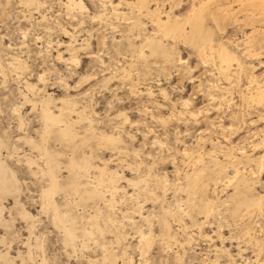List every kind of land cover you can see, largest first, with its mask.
I'll list each match as a JSON object with an SVG mask.
<instances>
[{"label": "rangeland", "instance_id": "obj_1", "mask_svg": "<svg viewBox=\"0 0 264 264\" xmlns=\"http://www.w3.org/2000/svg\"><path fill=\"white\" fill-rule=\"evenodd\" d=\"M23 1L0 0V136L8 144L0 146V155L21 188L17 195L0 194V264H103L107 247L117 255L116 264H264V207H247L251 199L264 196V97L259 103L247 102L245 95L252 75L264 83V43H258L259 49L244 44L252 26L230 20L224 26L220 19V30L210 15L205 19L215 45L225 41L245 65V71H237L234 62L227 77L215 50L212 54L208 49L204 57L196 44L167 39L157 31L153 15L132 5L135 0H81L83 9L68 0ZM151 1V8L163 9V19L168 12L183 17L198 2ZM237 10L244 21L245 12ZM137 20L140 27L134 26ZM261 22L256 25L264 35ZM149 36L163 39L172 59L143 45ZM17 59L22 67H13ZM45 98L56 113L70 101L75 110H83V117L77 110L70 113L77 143L89 138L79 153L90 156L92 168L81 182L89 178L90 186L97 184L99 166L117 170V190L97 184L106 200L88 198L72 207L79 217L75 244L65 240L51 213L41 210V188L47 180L32 170L43 166L29 140L41 142L43 137L40 104ZM91 130L120 139L115 146L102 139L100 143ZM45 140L49 148L65 152L60 154L59 175L66 180L72 151L54 137ZM28 157L37 164L29 166ZM211 159L224 165V177L208 180L204 191L189 193L186 174L210 165ZM237 169L251 180L246 195L236 194L229 183ZM65 195L55 194L63 207ZM16 199L22 204L16 205ZM208 201L213 206L207 213ZM19 206L31 213L34 227ZM95 209L110 230L84 237L80 227L92 230L89 218ZM107 214L113 216L111 222ZM164 219L169 235L162 227ZM142 233L152 239L144 250Z\"/></svg>", "mask_w": 264, "mask_h": 264}, {"label": "bare ground", "instance_id": "obj_2", "mask_svg": "<svg viewBox=\"0 0 264 264\" xmlns=\"http://www.w3.org/2000/svg\"><path fill=\"white\" fill-rule=\"evenodd\" d=\"M24 1L26 3H28V4H34L36 2L35 0H24ZM68 1L73 6H77L79 8H82V7L84 8L83 2L81 0H79V1L78 0H68ZM149 1H151V0H135V1L131 2V3H132L133 6L137 7V9L139 8V10L141 8H142V10H143V8H145L147 10L146 12L148 13V15L149 14H150V16L153 15L155 17L154 21H155V24L157 26V31L159 33H161V35L165 36L167 39L168 38H172L175 41L181 40V41H185V42L188 41V42H190V43H192L194 45L196 44V46H199V48L201 50V56L204 55V57L209 54L208 53V49L210 51H212V54L214 53L213 51L215 50L216 51V55L220 59V62H221L222 72L226 73L227 77H228L229 70H231L230 67L233 65L234 62L237 63V65H238V67L236 68L237 71L239 69H241V71H242L245 65L242 64L241 60L239 59L240 56H238V54H236L234 51H232L230 49V47L227 46L224 43L225 41H220V43H218L219 47H217L215 45V43H214L215 42V38H214L215 35L213 34L212 31H206V29H205V19H207L208 15H210L215 20V22H216V24H217V26H218V28L220 30L224 29V27L222 28L220 26V23L222 24V22H223L224 26H226V23L224 22V20H226V21L230 20L233 23H237L239 21L244 22V23L246 22L245 25L249 24L248 27L251 25L252 26V27L250 26L251 27V31L249 33H246V35H245L246 38L244 40L245 41L244 44L246 45L247 48L249 46H251L252 44H255L257 46V48L259 49L260 47L258 46V43L259 44L260 43H264V35L262 34V31H260V28H258L257 25H256V23L259 24V22H261V21L264 22V0H229V1L225 0V3H223L222 0H219L224 5L223 6H219L221 4L220 3L217 6L215 4L216 3L215 2L214 4H215V6H217L216 8H215V6H212V4H213V1H217L218 2V0H198V2L196 1L197 3H195V4H193L191 6L190 10L186 13V15H183V17H182V15L181 16L180 15H172L171 12H168L167 15H166V17H167L166 19L162 18V14L161 13H162L163 9L161 10V7L159 9V6L151 8V4L149 3ZM226 2L228 4L227 6H225ZM235 5L240 6V7L237 8V9L240 10V12L241 11L245 12V14H244L245 17L243 19L244 21H242V19L240 20L239 16L237 15L238 14V12H237L238 10L235 9L236 8ZM151 19L153 20V18H151ZM220 19H222L223 21L220 22ZM139 24H140V22H139V20H137L134 23V26L136 27ZM153 24H154V22H153ZM216 24H215V26H216ZM232 24H230V26ZM227 25H228V23H227ZM243 25H241V26H243ZM261 25L262 24H260V27H261ZM138 27H140V26H138ZM207 30H208V28H207ZM261 30H263V29H261ZM214 32H216V31H214ZM220 32H222V31H220ZM216 35H217V33H216ZM162 40H161V38H158V36H154V37L149 36V37H147L145 39V42H144L143 45L148 46V48L151 50L152 53L153 52H158V53L160 52L166 58L172 59V54L170 53L171 49H169L170 47H166L167 45L165 46V43H163ZM175 41H173V43H175ZM241 41H242V39H241ZM240 42H235L237 45H239V48H240V46H242V45H240L242 42L241 43ZM173 46L174 45H172V47ZM260 46H262V44ZM142 47L144 48V46H142ZM254 48H253V51H256V49H254ZM243 49H244V47H243ZM248 50L250 51V49H248ZM243 52H244V50H243ZM248 53H250V52H248ZM259 53L260 52L258 50V53H256V55L253 53V55L256 57L257 54H259ZM260 55H259L258 59H261V56L263 54L261 56ZM70 59L75 60L76 59L75 55H72L70 57ZM205 59H207V58H205ZM208 59H210V57ZM180 61H181V58H180ZM13 63H15L13 67H17L18 68V67H22L23 66L21 60L19 61V59H17V61H14ZM20 70H21V68H20ZM219 71H220V69H219ZM243 71H245V70H243ZM250 84H251V86L249 87L248 92L245 94L247 102L249 100L252 101V102H258V103L262 102L263 97H264V83L258 81L256 79V77L252 75V77H250ZM34 88H35V86H34ZM50 101H51L50 98H45V99L41 100V104H40L41 105V109H42L40 113L42 115V119H43V122H44L43 123V128H42L43 129L42 130V135H41L43 137L41 139V142H37V141H33L31 139L30 140L28 139L30 141V143L32 144V146H34L39 151L38 152L39 156H38V153H37V156L43 162V166L36 165V166H39V167H36L37 168L36 170H34L32 168V170L35 171L34 174H37L36 171L40 172L41 177L44 176L45 179L47 180V184L42 186V188H41V194H40L41 210L51 213L50 215L52 216L54 224L58 228L63 230V233H64L63 235H65V240L67 242H69V243H72V242L74 243L75 242L76 243V241H74V239L78 235L77 229L79 227V225H78L79 224L78 223L79 217H78V214L72 212V207L73 206L76 207L77 205H75V204H78V203L81 204V203L86 202L88 200V198L89 199L90 198L91 199L103 198L102 196H103L104 193L99 188V185L97 186V184L103 185V187L100 186L101 188H104L106 186L110 187L111 192H114V190H117L118 188L115 185V181L118 179V175H117V172H115L117 170L114 171V170L110 169L109 166H108L109 170H107V168H106L107 166L103 165L101 167L99 166V173L95 176L97 184H94L95 182L93 181L94 185L91 184L93 186H90L89 181H88V179H89L88 177H87L88 178L87 181L81 182V179H82L81 176H83L84 174H88L87 172L89 170V167L92 168L91 165H90L91 164L90 156L89 155L87 156V155L79 153V148H80V146H82L81 144L82 143L83 144L86 143L85 140L86 139L89 140V138L82 139V141H80L79 143H77V141L75 139L76 136L78 137V135H77V131L78 130L76 131L75 127H74V124H75L74 121H76V120H73L70 117L71 111L75 110V103H72V101L65 102L66 104L65 105L62 104V107H60L58 112L56 113L52 109H50V106H51L50 105ZM186 102L184 104H186ZM76 110L74 112H76ZM77 112L81 115V117H83V110H77ZM84 113H85V111H84ZM194 115H196V113ZM90 133H91V135L93 134V136L95 135L96 137H98V140H99V141L97 140L98 142H100V139H102V140H104L105 142H107L109 144L110 143H112V144L114 143V146H115V142L117 143L118 139H120L118 137H114L113 135H108V134L106 135V134H103V133H100V132L99 133L94 132V130H91ZM48 137H54L57 140H60L61 142L64 143L65 147H68L72 151V154H71L72 156L69 158L68 163H67V168L68 169H66V170L67 171L69 170L68 171L69 175H68L66 180H62L60 178V175H59V170L61 169L60 168V157H61L60 154L65 153V152H63L61 150L59 151V150H54V149L49 148L46 145L47 141L45 140ZM63 143H62V145H63ZM4 144H6L5 138L0 136V146L4 145ZM6 145L8 146V144H6ZM6 145H5V147H6ZM86 145H87V143H86ZM99 145H101V144H99ZM106 146H107V144H106ZM114 146H112V148ZM1 147L3 148V146H1ZM97 147H98V145H97ZM7 148H9V147H7ZM0 154H1V152H0ZM1 155H0V194H2V193H11V194H16L17 195V193H20L19 190L21 189L18 186V184H17V182L19 180L17 181V178L15 177L16 175H14L12 169H9V167L6 165L5 161L1 158ZM68 157H69V155H68ZM260 158L261 157L258 158V161H261V165H262L263 161H262V158L261 159ZM26 162H27V164L29 166H31V163L33 164V162L36 163L37 161H36V158L34 159V158H31V157H28L26 159ZM104 163L107 164L106 161H104ZM209 163L213 164V167H211V164L210 165L206 164V165H203L201 168L196 169L192 173H187L186 174L185 177L187 178V186H188L187 188H188L189 193L197 192V191H200V192L204 191L206 186H207L206 182L208 180L211 179L212 181L214 180V182H215L218 178L221 177L222 174L225 175L226 171L224 170L225 169L224 165L220 164L216 160H212ZM92 165H93V163H92ZM96 169H98V167ZM84 178H86V177H84ZM142 181L143 180H139L140 183ZM249 181H251V180H248V175L246 176V175H244L242 173H238V169L236 170V173L233 176V178L229 179V183H231V184H233L235 186L234 188H235L236 194H244L245 193L244 195H246V193H248V190L250 191V182ZM165 182L166 181H164V183ZM161 183H162V180L160 181V179H158L157 180V184H161ZM165 184L162 183L164 188L166 187ZM60 192H65L66 193V195H65L66 199H65L64 207L61 206L59 204V202L57 201V199L55 198V194L56 193H60ZM104 199L106 200V198H103L102 200H104ZM110 202L112 203L114 201L112 200ZM15 204L16 205H18V204L21 205L22 203H20L19 200L16 199ZM212 206H213V202L212 201H208L207 204H206V207H205V210L207 211V213H208V211L210 209H212ZM192 207H193V205H192ZM247 207H249V208L251 207L253 210L256 209L255 211H257V210L262 211V208L264 207V196H261V197H259L257 199H251L247 203ZM20 208H21V213L20 214L26 220H28L29 226L30 225L32 226V224L35 222V221L33 222V220H32L33 216L31 215V213L26 208H24L22 206ZM238 208L240 209V207H238ZM2 209L3 208L0 207V211ZM95 211H97V212L94 213L89 218V221L91 222V224L93 226L91 228L92 230H88V229H86V227L81 226L80 227L81 234L79 232L80 235H82L84 237H86V236L89 237V236H91L94 233H96V234L98 233V234H101V235L103 234L104 235L105 230H110V229H108L109 225L107 223H105V224L101 223L100 218H102V217H101V215H100L101 213H99L98 209L97 210L95 209ZM106 217H107V219L109 221L113 220V218H112L113 216L110 215V214H107ZM33 225H35V223ZM111 226H113V225H111ZM32 227H34V226H32ZM162 227H163V230L166 231L165 233H168V235H169L170 227H169V222L166 219H164L162 221ZM29 231L32 232V229L31 230L29 229ZM111 232H113V231H111ZM33 234H35V233H33ZM42 235H40V236H42ZM33 236H35V235H33ZM39 238H41V237L36 235L35 241H36V246H38V248L39 247L41 248L42 244H41V241H40ZM93 238L95 240V237H93ZM116 238L119 239L120 236L118 235V236H116ZM29 239L31 240V238H28V240ZM38 239H39V241H38ZM151 240L152 239L150 238V236H147L144 233L141 234L140 243H141V246H142L143 250L146 247H150L149 245H151V243H152ZM116 241H117V239H116ZM104 250H106V252H105V254L103 256V264H116L117 263V260H116L117 255L115 253H113L112 250H110L108 247L106 249H104ZM146 250H148V249H146ZM29 252L31 253V249H29ZM145 252H143V254ZM7 257H8L7 255L3 256L4 259H6Z\"/></svg>", "mask_w": 264, "mask_h": 264}]
</instances>
